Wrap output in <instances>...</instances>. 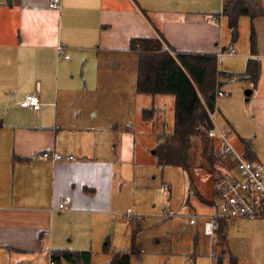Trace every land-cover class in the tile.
<instances>
[{"label": "crops", "instance_id": "crops-1", "mask_svg": "<svg viewBox=\"0 0 264 264\" xmlns=\"http://www.w3.org/2000/svg\"><path fill=\"white\" fill-rule=\"evenodd\" d=\"M53 1L0 0V264H50L53 254L63 250L90 251L93 264L95 243L102 244L109 255L107 244L112 250L129 251L119 245L118 231L126 228L125 244L132 246L133 234L136 231L137 240L141 230L138 220L130 228L122 215L132 206L139 212L145 207L143 202L130 205L131 192L124 191L130 187L127 182L132 178L134 186L146 185L142 176L153 172L144 166L143 156L136 154L134 123L128 116L115 115L118 108L113 104L98 107L96 97L94 103L60 108L54 100L69 89L65 84L61 87L66 69L80 70L86 77L98 70L101 79L109 78L111 68L125 55L137 57L131 49L133 39L162 35L174 51L215 53L218 69L234 72L219 65L225 53L236 54L234 45L226 43V20L219 17L226 0H60L59 8L50 6ZM255 1L264 6V0ZM251 26L261 61L258 85L221 77L219 91L224 94L217 93L215 114L223 116L218 128L229 130L236 148L264 163V16L250 18ZM60 45L69 58L58 53ZM250 56L249 49L240 53L234 73L245 71ZM104 58L112 67L102 66ZM120 68L114 69L116 75ZM233 80L242 83L227 87ZM232 90L234 96L227 97ZM243 92L250 104L249 117L238 126L224 100L238 101ZM29 94L38 96L40 109L21 106ZM213 122L216 126L214 116ZM248 124L254 136L248 135ZM206 140L202 162L196 160L189 170L176 166L192 175L186 205L195 203L190 199L193 192L195 213L170 210L174 214L170 218H188L197 228V240L200 235L209 238L211 258L216 257V237L221 236L222 246L229 249L230 234L237 231L241 256L252 264L250 250L264 245V216L220 218L215 238L204 233L205 221L215 212L214 183L234 170L231 163L217 158L219 140L210 136ZM46 151L76 159L52 160L43 156ZM207 179L212 180L211 193ZM168 192L172 193L170 187ZM64 201L67 207L60 210ZM112 232L117 239L111 240L108 233ZM232 259L240 264L234 256L231 264ZM195 264H223V258L202 263L196 258Z\"/></svg>", "mask_w": 264, "mask_h": 264}, {"label": "rangeland", "instance_id": "rangeland-1", "mask_svg": "<svg viewBox=\"0 0 264 264\" xmlns=\"http://www.w3.org/2000/svg\"><path fill=\"white\" fill-rule=\"evenodd\" d=\"M225 30L228 38L226 43L234 45L236 54L230 55L225 53L220 57L219 65L221 68L228 67L230 71L234 69V72H237L236 67L240 53L247 49L250 51V17L242 16L240 18L239 38L237 42L230 43L231 35L227 25L225 26ZM133 52L137 54L135 51ZM136 58L137 57L132 53L130 57H126L125 55L120 64H115L113 67L111 62L104 58L105 61L102 62V66L104 68H109L111 66L113 70L109 78H104L102 76L101 79L98 70L93 71L92 74L88 72L86 77L80 74V70L78 72L75 69H66L61 87L65 84L66 88L69 87V89L65 93L61 91L58 99L54 100L57 101L60 108H62L64 106L71 107L74 104L79 106L83 102L94 103V97H96V104L98 107L102 109L106 107V105L111 107V104H113L115 108H118V110L115 109V115L121 114V116H128L129 120L132 121L131 124L134 123L136 154L138 156H143V161H145L144 166L153 170V172L149 175L142 176V178L147 180L146 185L134 186V182L131 178L130 181L127 182L130 187L126 186L124 189L125 192L128 190L131 192V198L128 201L131 202L130 205H133L134 201L143 202L145 205L144 208L140 209L141 212L137 211L134 206L130 208L135 214L140 216V220L138 221L141 224V230L137 235V243L140 245L142 252L139 256L132 254L131 263L195 264L196 258L202 263L203 261H211V259L217 261L219 257H222L223 264H231V257L234 256L238 258L240 264H250V262H246L244 257L241 256L240 236L237 231H232L230 234L229 249L222 246L221 236L216 237L214 243L216 257L211 258L209 256L211 252L209 238L200 235L197 240V228L189 224L188 218H182L180 216L170 218L165 215V212H171L170 210L174 213H180L178 211H190L191 213H195L193 206L196 204V196L192 192L190 199L191 202L195 203L186 205V199L188 198L189 187L191 185L190 176H192L188 175V171L182 170L176 166L158 167L156 165V157L153 152L159 140L165 139V136L174 130L176 113L175 97L173 95H158L154 97L148 94L138 93L136 91L135 82L137 71ZM90 65L97 67L94 63ZM118 67H121L119 69L120 73L116 75L114 69ZM79 69H82V67ZM241 83L242 82L239 80H233L227 87H236ZM234 94L232 90V94L227 97H233ZM87 98L89 99L86 100ZM245 99L243 92V95H241L238 101L233 100L229 102L228 100H224L226 110L229 111L230 116L238 126H242L241 123H245L249 117L248 112L250 104L246 102ZM117 104L118 107H116ZM144 106L156 109L154 117L150 121L142 119V110ZM214 121L216 127H221L220 124L222 125L224 118L221 114H215ZM251 127L249 124L245 126L249 131L247 132L248 135L254 136ZM231 141L234 143L233 139ZM207 143L206 139H196L197 162H199V160L201 162L204 160V150L207 148ZM205 162H207L206 159ZM202 169L204 168H196V170L200 171H202ZM130 172L132 173V169H130ZM211 181H209V179L206 181V186L209 190L208 193L212 192L209 185ZM169 187L172 189L171 194L168 192ZM203 191L206 195L207 190L204 189V186ZM123 213V219L129 222V227L132 228L131 223L132 221H137V218L135 219L134 217V220L128 219ZM184 225H187L188 228L184 229ZM127 231V233H130V230ZM118 233L119 245L121 247H126V250H130L131 242L129 245L125 244V236L123 237V235L126 234V228H120ZM108 234H110L111 240L117 239L114 232ZM225 249L226 253H223ZM91 251L93 252V264H108L110 255L103 251L102 244L98 246L95 243ZM250 251L254 258L251 262L252 264H264V245L255 246Z\"/></svg>", "mask_w": 264, "mask_h": 264}, {"label": "trees", "instance_id": "trees-1", "mask_svg": "<svg viewBox=\"0 0 264 264\" xmlns=\"http://www.w3.org/2000/svg\"><path fill=\"white\" fill-rule=\"evenodd\" d=\"M226 20L230 30L231 43L239 38V21L242 16L251 19L264 16V6L255 0H226L219 15ZM162 35L139 37L131 42V49L137 53L136 91L140 94L173 95L175 97L174 130L160 139L155 148L158 166H181L186 170L196 164V139L209 137L214 128L211 117L216 112L217 93L223 79L238 77L248 80L253 87L258 85L261 76L256 32L251 26L250 57L242 73L220 71L218 55L215 53H194L175 51L173 55L165 49ZM172 49V48H171ZM173 50V49H172ZM155 108H144L142 117L145 121L153 119ZM106 245L111 258L108 264H131L132 254L141 255L136 240V231L132 237L129 251L112 250ZM90 251L63 250L53 254L54 259L71 261L74 264H92ZM232 264H238L232 259Z\"/></svg>", "mask_w": 264, "mask_h": 264}, {"label": "built area", "instance_id": "built-area-1", "mask_svg": "<svg viewBox=\"0 0 264 264\" xmlns=\"http://www.w3.org/2000/svg\"><path fill=\"white\" fill-rule=\"evenodd\" d=\"M50 6L59 8L60 0H54ZM165 49L169 50L173 55L175 54V51L166 43ZM58 53L61 55L65 54L64 46H58ZM65 57L69 58L67 54H65ZM223 94L221 91L218 92V95ZM41 105V101L35 94L27 95L21 102L22 107L33 108L35 110L40 109ZM215 113L211 114L212 119ZM208 135L219 140V147L216 150L217 158L231 163L234 168L226 178L217 179L214 183L215 198L213 206L215 212L204 223V233L213 238L216 235L215 223L220 218L256 219L264 216V163L256 162L240 152L230 140L229 130H221L214 126ZM43 156L52 160L76 159L73 155H63L49 151L44 152ZM67 204V201L62 202L59 205V209L65 210ZM165 215L171 217L174 214L172 212H165ZM124 216L131 220H134V217L137 220L140 219V216L135 214L132 209H128ZM194 222L195 220L192 219L191 223ZM214 255L212 253V256ZM60 260L51 258L50 264H74L71 261H65L63 258Z\"/></svg>", "mask_w": 264, "mask_h": 264}, {"label": "water", "instance_id": "water-1", "mask_svg": "<svg viewBox=\"0 0 264 264\" xmlns=\"http://www.w3.org/2000/svg\"><path fill=\"white\" fill-rule=\"evenodd\" d=\"M246 94L249 96L251 94V90H248Z\"/></svg>", "mask_w": 264, "mask_h": 264}]
</instances>
